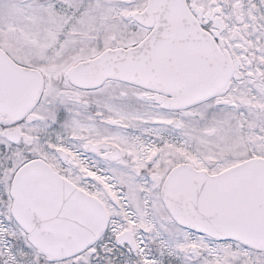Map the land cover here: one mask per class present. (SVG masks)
I'll list each match as a JSON object with an SVG mask.
<instances>
[{"label": "snow or ice", "instance_id": "obj_1", "mask_svg": "<svg viewBox=\"0 0 264 264\" xmlns=\"http://www.w3.org/2000/svg\"><path fill=\"white\" fill-rule=\"evenodd\" d=\"M0 264H264V0H0Z\"/></svg>", "mask_w": 264, "mask_h": 264}]
</instances>
